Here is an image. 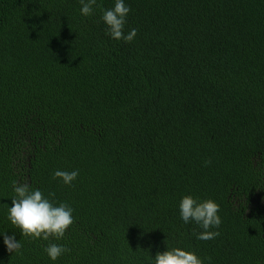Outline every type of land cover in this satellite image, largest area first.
<instances>
[{
    "label": "trees",
    "instance_id": "obj_1",
    "mask_svg": "<svg viewBox=\"0 0 264 264\" xmlns=\"http://www.w3.org/2000/svg\"><path fill=\"white\" fill-rule=\"evenodd\" d=\"M125 2L131 43L79 0H0V231L22 244L0 238V264H145L166 247L264 264V0ZM13 181L74 209L63 239L20 236ZM188 194L219 204L216 238L180 219ZM48 243L69 251L51 261Z\"/></svg>",
    "mask_w": 264,
    "mask_h": 264
},
{
    "label": "clouds",
    "instance_id": "obj_2",
    "mask_svg": "<svg viewBox=\"0 0 264 264\" xmlns=\"http://www.w3.org/2000/svg\"><path fill=\"white\" fill-rule=\"evenodd\" d=\"M79 12L81 16L88 17L94 12V6L101 9L100 19L105 25V34L113 40L131 43L136 36V29L131 28L124 31L126 18L130 12V6L125 0H114L112 7L103 8L98 0H79ZM208 161H205L207 164ZM53 178L71 186L79 175L78 169L71 171L56 169ZM14 195L10 197L11 204L7 209V220L19 230L20 236L32 240H61L66 230L74 222V209L65 202H54L50 197L53 193L45 195L39 188H32L27 183L13 181ZM180 219L188 224L194 222L201 231L195 233L198 240H212L219 235L221 217L219 215V204L211 199H201L190 194L183 195L178 203ZM5 250L9 253L20 254L21 241L16 239L15 232L6 234L0 231ZM44 253L51 261H56L69 249L59 243H48ZM145 264H204V261L194 251L183 247L167 248L165 251L157 252L154 256L147 255Z\"/></svg>",
    "mask_w": 264,
    "mask_h": 264
}]
</instances>
